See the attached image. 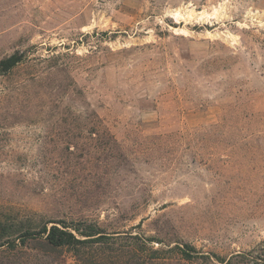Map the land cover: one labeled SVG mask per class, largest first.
<instances>
[{
	"label": "rangeland",
	"instance_id": "obj_1",
	"mask_svg": "<svg viewBox=\"0 0 264 264\" xmlns=\"http://www.w3.org/2000/svg\"><path fill=\"white\" fill-rule=\"evenodd\" d=\"M15 52L0 221L106 238L81 259L16 238L0 264H264V0H0Z\"/></svg>",
	"mask_w": 264,
	"mask_h": 264
},
{
	"label": "trees",
	"instance_id": "obj_2",
	"mask_svg": "<svg viewBox=\"0 0 264 264\" xmlns=\"http://www.w3.org/2000/svg\"><path fill=\"white\" fill-rule=\"evenodd\" d=\"M23 53L15 52L0 60V71L7 72L24 59ZM16 238L20 244L28 239H43L52 247H67L72 253L83 258L85 248L88 243H102L105 235L101 228L92 222L83 221H65L48 220L36 227H27L25 229H15L7 222L0 221V247L15 246ZM170 251H173L179 258L192 260L196 254L195 247L189 243L174 245ZM216 258L222 260L221 257Z\"/></svg>",
	"mask_w": 264,
	"mask_h": 264
},
{
	"label": "bare ground",
	"instance_id": "obj_3",
	"mask_svg": "<svg viewBox=\"0 0 264 264\" xmlns=\"http://www.w3.org/2000/svg\"><path fill=\"white\" fill-rule=\"evenodd\" d=\"M190 14H192V13L190 12L187 15H190ZM172 15L175 16L176 18L181 16L182 15L181 9L179 8V9L173 10Z\"/></svg>",
	"mask_w": 264,
	"mask_h": 264
}]
</instances>
